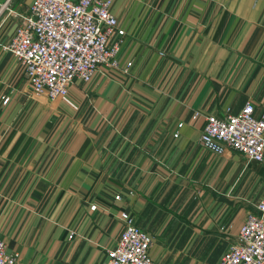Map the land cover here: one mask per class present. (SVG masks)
<instances>
[{
    "label": "crops",
    "instance_id": "0c3cea01",
    "mask_svg": "<svg viewBox=\"0 0 264 264\" xmlns=\"http://www.w3.org/2000/svg\"><path fill=\"white\" fill-rule=\"evenodd\" d=\"M6 1L0 43L20 10ZM110 12L131 68H101L52 102L0 48L6 250L16 264H99L125 212L154 264H217L264 192V158L216 156L197 140L204 115L245 102L264 112V0H114Z\"/></svg>",
    "mask_w": 264,
    "mask_h": 264
},
{
    "label": "built area",
    "instance_id": "2783aa9c",
    "mask_svg": "<svg viewBox=\"0 0 264 264\" xmlns=\"http://www.w3.org/2000/svg\"><path fill=\"white\" fill-rule=\"evenodd\" d=\"M113 1L30 0L23 11H15V28L0 48L15 61L33 97L50 102L65 97L70 85L89 83L101 68L127 73L132 63L120 62L117 57L124 32L110 12ZM6 4L0 6V14L7 12ZM197 142L216 156L234 153L248 163L260 164L264 158V112L257 114L254 105L245 102L236 113L226 110L221 115H204ZM113 200L120 198L115 195ZM118 220L120 230L99 264H154L149 255L150 236L127 213L120 212ZM0 264H16V254L7 252L1 232ZM217 264H264V192Z\"/></svg>",
    "mask_w": 264,
    "mask_h": 264
},
{
    "label": "rangeland",
    "instance_id": "374dc122",
    "mask_svg": "<svg viewBox=\"0 0 264 264\" xmlns=\"http://www.w3.org/2000/svg\"><path fill=\"white\" fill-rule=\"evenodd\" d=\"M15 7H17V5H19L20 6V10H19V12H21V11H23L25 8H26V6H27V4L29 3V0H15ZM18 12V11H17ZM21 78L23 79V80H25L22 76H21Z\"/></svg>",
    "mask_w": 264,
    "mask_h": 264
},
{
    "label": "water",
    "instance_id": "95a60500",
    "mask_svg": "<svg viewBox=\"0 0 264 264\" xmlns=\"http://www.w3.org/2000/svg\"><path fill=\"white\" fill-rule=\"evenodd\" d=\"M14 28H15V25H12L10 30L8 31L7 37H9L11 35L12 31L14 30Z\"/></svg>",
    "mask_w": 264,
    "mask_h": 264
}]
</instances>
